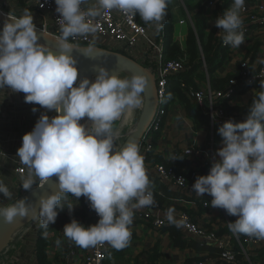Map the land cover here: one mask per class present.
<instances>
[{
	"label": "clouds",
	"instance_id": "1",
	"mask_svg": "<svg viewBox=\"0 0 264 264\" xmlns=\"http://www.w3.org/2000/svg\"><path fill=\"white\" fill-rule=\"evenodd\" d=\"M86 2L54 0L61 32L56 52L38 42L48 37L42 28L38 35L30 10H23L19 17L5 14L0 30V90L22 92L26 103L45 109L16 151L18 163L25 168L20 187L30 191L39 184L42 188L55 176L56 190L39 197L37 210L27 197H14L0 179V194L14 200L0 204V218L6 224L17 217L39 220L47 229L58 209L71 212L74 206L64 207L62 197L84 196L99 219L87 227L72 219L64 225V236L81 248L107 244L119 251L130 244L134 210L155 203L138 142L117 145L113 127L118 120L127 123L143 106L147 80L140 74L120 78L103 66H94L95 78H80L77 83V60L71 53L77 49L94 59V48L90 44L78 49L69 38L95 34L94 19L113 9L129 18L139 14L146 23L160 27L171 0H96V6L84 10L81 5ZM244 8L245 0H233L215 19L224 45L239 48L245 42ZM48 111L56 115L50 118ZM85 117L86 123H81ZM217 131L222 138L215 153L219 159L213 158L208 174L197 176L191 189L197 196L209 194L211 206L236 217L228 224L231 232L264 240V92L252 101L242 122L225 121ZM0 155L5 157L2 151ZM166 219L176 222L174 209H168Z\"/></svg>",
	"mask_w": 264,
	"mask_h": 264
},
{
	"label": "crops",
	"instance_id": "2",
	"mask_svg": "<svg viewBox=\"0 0 264 264\" xmlns=\"http://www.w3.org/2000/svg\"><path fill=\"white\" fill-rule=\"evenodd\" d=\"M256 1L263 2L264 0H245V7L252 9V5ZM5 2L7 3L5 9L10 14L19 17L22 15L23 10L28 9L32 12L35 25L38 27L41 25L40 13L34 8H29L25 4V0H5ZM209 2L186 0L187 6L189 5L192 8L187 10L186 4L184 9L183 6L178 4V1L176 3V0H171L166 9V15L161 22L162 26L158 28H162L164 31L171 28L172 41L178 44L180 49L185 50L188 30L194 29L195 11L204 6L202 10V15L205 18L203 34L207 37L214 29V21L218 11L222 10L224 12L227 10L232 5L233 0H222L215 6H210ZM83 6L86 8L94 7L96 6V0H87ZM219 8L223 9L220 10ZM139 22L150 28L149 34H153L151 30L154 31V28L157 27L156 22L146 23L142 18ZM244 38L245 42L239 48H233L229 45L228 48L222 49L220 61L206 65L207 72L203 69L200 60L199 64L201 66L196 67L190 76L194 85L200 88L204 86L213 88L212 80L218 81L230 76H237L240 62L245 59L249 60L248 65L251 72L257 71L264 62V28L251 30L249 33L244 34ZM136 47V52L132 56L135 59L144 60V64L152 63L155 54L146 52L141 40ZM186 72H188V68L182 73L181 77L186 75ZM175 83L176 80H171L167 87L165 114L162 118L160 131L153 138L154 150L151 156L155 157L160 163L169 166L173 163L174 157L180 154L183 157L181 172L188 180L195 181L197 176L208 174L213 158L219 159L215 156V153L222 146V138L215 128H211L209 125L197 127L188 117L183 103L173 91ZM260 92H264V82L257 83L252 88L239 92L227 106L230 109H238L241 113L244 109L250 107L252 101ZM24 95L22 92L12 93L7 87L4 91L0 90V151L5 154V157L0 155V179L4 181L12 193L14 192L11 188L15 184L16 177H18L13 172L18 162L16 151L21 146L22 136L33 129L39 118L38 107L26 103ZM33 107H36L38 111L34 113L32 111ZM233 118L240 119V115L237 116L233 112ZM190 148L197 149L199 157L185 156L184 152ZM151 162H156V160ZM152 189L153 191L157 189V192L164 199L161 205L166 211L169 208L184 211L203 227L216 228L219 233L223 234L230 230L228 227L229 222L235 221L234 216H229L222 208L211 206L210 202L209 208H203L195 196H182L169 190L171 195L175 196L168 198L166 194L160 192L157 184H153ZM2 198L6 199L3 194H0V199ZM69 204L74 205L71 212L67 208L58 209L55 222L46 229L45 257L42 261L37 259V264H79L87 253L89 248H81L64 236V225L70 223L72 219L77 220L85 227L88 226L83 216L81 197L77 200L71 194L62 197V205L67 207ZM170 229L154 231L133 221L129 246L119 251L115 249L112 252L110 251L105 256L104 264H192L215 259L217 252L197 244L195 241L191 242L183 234H179V237L175 239L171 235L170 231L172 229ZM35 237L32 239L29 248L21 250L16 259L18 264H25L26 256L35 252ZM57 240L60 241L59 246L56 244ZM249 264H264V248L256 254H251Z\"/></svg>",
	"mask_w": 264,
	"mask_h": 264
},
{
	"label": "built area",
	"instance_id": "3",
	"mask_svg": "<svg viewBox=\"0 0 264 264\" xmlns=\"http://www.w3.org/2000/svg\"><path fill=\"white\" fill-rule=\"evenodd\" d=\"M222 0H210L209 5H217ZM25 4L29 8H34L40 13L41 25L37 28L57 40L61 36L60 24L57 20L59 14L56 13V5L54 0H25ZM7 3L5 0H0V12L10 13L5 8ZM82 9L88 8L81 5ZM219 14L218 16H221ZM243 20L242 31L243 34L249 33L251 30L257 28H264V1H256L252 5V9L246 7L241 12ZM139 14L129 18L119 10L113 9L110 12H103L101 16L94 19L93 23L97 26V32L87 37L69 38V42L76 46H92L107 49L112 52L120 54L132 55L136 52V45L141 40L146 52L155 54L152 63L144 64V60L132 59L147 67L155 77L157 88V96L159 100V111L149 130L147 131L142 143L140 144V153L144 156V164L147 175L151 181V190L153 182L157 181L166 186L170 191L184 196H195L203 208H209V202L212 197L209 194L197 196L191 189L195 182L192 179L188 180L185 175L177 174L172 168H167L163 164L148 161V157L152 154L153 138L156 133L160 131L162 118L165 114L166 95L169 82L182 74L187 66L188 59L186 54L174 60H165V31L162 28H154L153 34H149L150 28L144 26L139 22ZM216 40L221 49L228 48L229 45H224L222 42L223 32L216 27ZM95 41L94 44L92 43ZM128 56V57H129ZM202 67L207 72V66L203 56L200 54ZM249 60L245 59L240 62L238 77L230 79L226 87L222 90H215L210 86L198 87L193 84H186L182 80L179 81L181 91L188 99L195 101L200 108L205 111L208 118V123L211 128L222 126L225 121L238 120L233 118V113L228 114L222 106L225 101L229 104L237 95V86H244L245 90L252 88L255 84L264 82V62L260 68L251 72L249 68ZM75 86V85H74ZM39 109V116L45 109L36 105ZM215 114V116H213ZM56 115V113L54 114ZM246 117L240 115V120L243 121ZM85 117L81 123H86ZM127 133V132H126ZM126 133L120 132L116 139V144H121ZM184 154L187 157H199V151L195 148H190V152ZM16 177L15 184H13V196L19 197L24 195L27 191L20 187L21 177L25 175V168L22 164L17 162L14 169ZM39 185V184H37ZM36 185V186H37ZM35 185L33 187H36ZM155 199V198H154ZM83 201L82 211L85 221L89 225L97 223L99 217L96 212L91 209L89 201L81 196ZM13 200L0 199V204L7 205ZM167 211L156 200L151 207H145L134 210L133 221L147 226L154 231H162L168 228H176L187 239L195 241L200 245H208L217 251V257L214 260H207L205 262H194L192 264H249L251 254H256L260 249L264 248V240H257L248 237L244 234H234L230 230L227 233H219L216 228L203 227L191 218L186 212L181 210H174L175 223H170L166 219ZM236 219V217H234ZM40 227L39 220L33 221L24 229L18 231L9 245L0 253V264H18L16 261L18 255L24 246L25 239ZM114 250L110 245H98L89 247L87 253L83 256L79 264H104L105 256L110 251ZM72 255V253H70ZM25 264H37V254L35 252L29 253L26 256Z\"/></svg>",
	"mask_w": 264,
	"mask_h": 264
},
{
	"label": "trees",
	"instance_id": "4",
	"mask_svg": "<svg viewBox=\"0 0 264 264\" xmlns=\"http://www.w3.org/2000/svg\"><path fill=\"white\" fill-rule=\"evenodd\" d=\"M204 1L209 2L210 0H202V2H204ZM203 7L204 6H201L198 11H195L194 18H193L194 29L191 28L188 30L187 38H186V49L185 50L180 49V46L172 41L171 28H167L168 30L165 31L164 59L165 60H174V59L180 58L183 54H186V56H187L188 72H186V75H184L183 77H181L182 74H180V76L172 79V80H176L173 91L179 97V100L183 103L188 117L196 124L197 127L201 126V125H209L208 118L205 115V111L202 108H200L199 105L195 101L188 99L187 96L184 95V93L180 89L179 81L182 80L186 84H193L190 76L193 73V71L196 69V67L201 66V64H199L200 63V59H199L200 54L203 56L206 65H210L213 62L220 61L219 60L220 55L223 52V50L221 49V47H219L217 40H216V37H217L216 26H214V29L211 31V33L207 37L203 34L204 23H205V18L202 15ZM186 9L191 10L192 8L189 5L187 6V4H186ZM219 9L221 10L223 8H219ZM219 14H223L222 10L218 11V15ZM218 15H217V17H218ZM124 55H126V54H124ZM129 57L133 58L134 56L130 55ZM237 77H238V74H237V76H230V77H227L223 80H218V81L212 80L211 82H212L213 89L222 90L226 87V85L228 84L230 79H235ZM244 90H245L244 86L240 87V85H238L236 93L238 94L239 92H242ZM256 98L257 97H255L254 100ZM222 106L224 107L225 111L228 114L235 112L237 116L244 114L243 115L244 117L247 116L248 108H249L248 107L247 109H244L241 112L242 113L241 114L240 110H238V109H230L227 106L225 101L223 102ZM231 121L233 123L242 122L240 119L231 120ZM215 129L217 130V128H215ZM181 157L182 156L180 154H177L174 157V161L172 164H170L169 166H166L164 164L163 165L166 166L167 168H172L175 171V173H177V174L184 175L181 172V168H182V164H183V161H182L183 157L182 158ZM152 160H156L155 163L162 164L159 161H157V159L155 157L153 158L150 154L148 157V161H152ZM153 184H155V185L157 184V188L160 190V192L166 194L168 196V198H172L175 196V195H171L169 189L166 188L163 184H161L157 181L153 182ZM153 194H154L155 200L159 204H162L164 202V199H162V196L157 192V189L153 191ZM164 194H163V197H164ZM171 229H170L171 235L174 236L175 239L177 237H179V234H181V233L174 227H172ZM45 236H46V229H44L40 226L38 231L32 232L24 241L23 248H29L32 244V239L35 237V239H36L35 253L37 254V258L39 259V261H42L43 258L45 257ZM191 242H194V241L191 240ZM204 246L211 248L208 245L207 246L204 245ZM211 249L214 250L215 252H217L214 248H211ZM216 257H217V253L215 254V258Z\"/></svg>",
	"mask_w": 264,
	"mask_h": 264
},
{
	"label": "water",
	"instance_id": "5",
	"mask_svg": "<svg viewBox=\"0 0 264 264\" xmlns=\"http://www.w3.org/2000/svg\"><path fill=\"white\" fill-rule=\"evenodd\" d=\"M4 19L5 13L0 12V30H2L3 28ZM37 32L39 35V28H37ZM45 35L48 38L44 39L43 37H41L38 42L47 44L53 52H56L57 39L47 33H45ZM76 47L78 49H84L88 48L89 46ZM92 47L94 49L92 50L91 55L94 57V59L84 56L77 49H74L71 53L72 56L77 60V83L79 82L80 78L84 77L88 78L90 81L93 80L95 78V75L97 74L94 70V66H103L109 71L110 74L118 73L119 76H121L123 73L129 74L130 76L134 74H140L143 75L147 80L145 91L144 93H142L143 106L139 109L137 119L132 125V128H130V130L126 133L122 143L117 144L123 145L129 140H136L140 146L159 111V100L157 96L155 77L147 67H144L142 64L126 55L112 52L96 46ZM55 182L56 177L53 176L50 178V181L46 183L42 188H39L40 185H37L36 187H33L34 190L27 191L24 195L17 197V199L27 197L28 200H30L38 210L39 197L55 191ZM11 203H14V200L7 205ZM29 215H31V210ZM32 222L33 221L28 220V218L22 219L17 217L12 224H6L3 222V218H0V253L9 245V243L13 240L14 235L18 231L24 229Z\"/></svg>",
	"mask_w": 264,
	"mask_h": 264
},
{
	"label": "rangeland",
	"instance_id": "6",
	"mask_svg": "<svg viewBox=\"0 0 264 264\" xmlns=\"http://www.w3.org/2000/svg\"><path fill=\"white\" fill-rule=\"evenodd\" d=\"M177 1H178V4L183 6L185 9L186 0H176V3H177ZM120 78H131V76L129 74L123 73L120 76ZM139 109H136L134 111L132 118L127 123H124L122 120H118V121L114 122L113 127H114V130L117 129L116 130L117 134H119L120 132L125 134L126 132H128L130 130V128H132V125L135 123V121L137 119ZM46 114L51 118L52 116H54L55 112L54 111H48Z\"/></svg>",
	"mask_w": 264,
	"mask_h": 264
},
{
	"label": "bare ground",
	"instance_id": "7",
	"mask_svg": "<svg viewBox=\"0 0 264 264\" xmlns=\"http://www.w3.org/2000/svg\"><path fill=\"white\" fill-rule=\"evenodd\" d=\"M117 129H115V131H116ZM4 250V249H3Z\"/></svg>",
	"mask_w": 264,
	"mask_h": 264
}]
</instances>
